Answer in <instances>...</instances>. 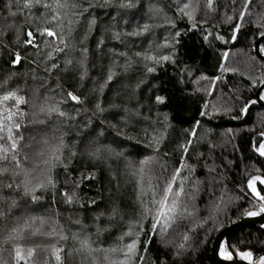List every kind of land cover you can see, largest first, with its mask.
I'll use <instances>...</instances> for the list:
<instances>
[{
    "label": "snow or ice",
    "instance_id": "obj_1",
    "mask_svg": "<svg viewBox=\"0 0 264 264\" xmlns=\"http://www.w3.org/2000/svg\"><path fill=\"white\" fill-rule=\"evenodd\" d=\"M197 32L211 72L181 57ZM169 65L183 117L161 111ZM262 89L264 0H0V264H149L153 242L151 264H202L214 234L264 214V179L244 180L264 171V117L236 176L222 126ZM215 243L224 264H264Z\"/></svg>",
    "mask_w": 264,
    "mask_h": 264
},
{
    "label": "trees",
    "instance_id": "obj_2",
    "mask_svg": "<svg viewBox=\"0 0 264 264\" xmlns=\"http://www.w3.org/2000/svg\"><path fill=\"white\" fill-rule=\"evenodd\" d=\"M181 26L183 27L184 25H181ZM224 34L228 35L227 29L224 30ZM184 41H185L184 46L181 49L182 59L189 64H199L202 68L208 69L209 72H211L210 66L213 60V55L211 51L206 50V48L200 47L199 33L197 32L194 34H190L188 37L184 38ZM239 47H240L239 44L236 45V48H232V45L230 44L222 45L221 50L231 49L232 51H236V49ZM253 54H255L254 49H253ZM174 71H178V70L173 69L171 65L167 67V71H165L164 69H161L159 72V79L157 81H154V83L160 84V86L163 89H165V91L162 94L168 96L167 103L169 106L168 107L161 106V111L171 112L175 116L183 117L186 115V113L183 112V108L187 106L188 101L184 100L183 102H181L178 99V93H176L174 89L175 77L172 75ZM235 79L240 80L241 78L236 77ZM232 82L233 80L230 78L229 84H231ZM242 83L247 85L246 80L242 81ZM247 98L249 100H256L255 93H248ZM261 117H264V107L258 105V103L256 102L254 105L250 106V111L248 115L245 117L244 121L228 120L227 118H224V120L222 121L223 127H233L234 129L240 132V136L237 138L235 143L239 146L241 151L232 153L230 156V158L235 159L237 161V167L234 172L230 173V176H236L237 173L242 171L245 163H249V164L251 163L250 161L246 159H244L243 163H241L242 156L246 157L250 149L251 136L247 133L246 129L256 127ZM245 141H248V143L246 144ZM168 147H171V146L169 145ZM253 175L264 176V171L256 172L250 169L249 175L244 177L245 183L247 179H249ZM61 182H62V178H61ZM103 182H104V177L100 178V183L85 181L84 192L89 193V195L93 194L95 190L98 187H100V184ZM229 183L231 184V180L229 181ZM48 205H50V198L46 206ZM61 211H63V208H61ZM90 216H91V213H89V217ZM232 218L236 219V216L233 215ZM85 222L90 223L91 220L87 219ZM114 235L115 233H113V236ZM215 235L216 234L213 235L212 240L208 244V251L204 254L202 258V264H217L212 259V256L210 253L211 245H212ZM111 238L112 237H106V239H111ZM231 238L235 240L236 244L240 245L239 248L241 250H248L249 248H252L256 252V254H264L258 251V245L256 244L257 240L264 241V227H259V228L246 227V228H243L241 230L234 232ZM240 240H246V241L250 240L252 241V243L251 244H239ZM156 248H157V243L153 242L150 245L151 251L148 254L149 264H151V261L153 259L158 261L159 259L162 258V256L156 251Z\"/></svg>",
    "mask_w": 264,
    "mask_h": 264
},
{
    "label": "water",
    "instance_id": "obj_3",
    "mask_svg": "<svg viewBox=\"0 0 264 264\" xmlns=\"http://www.w3.org/2000/svg\"><path fill=\"white\" fill-rule=\"evenodd\" d=\"M254 52H255V49H254ZM255 54H257V53L255 52ZM263 90L264 89H262L261 91H263ZM255 99H256L258 105L264 107V101L259 100V98H258V96L256 94H255ZM253 176H260L261 179H264V176H261V175H253ZM258 184L261 185L264 188V184H261L260 181L258 180L256 182V185H255L257 187V189H258ZM263 224H264V214H262L260 216H256V217H246L243 220L238 221V224L231 225L230 227L226 228L224 230L225 235L223 237H220L218 234H216V236H215V238L213 240L212 246H211V256H212L213 260L217 264H224V262H222L220 260L219 256L217 254H215L214 251H213L217 247L216 243H215V241L217 239H224V238L228 239V236L231 233H233V232H236V231L241 230V229L246 228V227L261 226ZM234 264H247V263L244 262V261H241L239 259H235Z\"/></svg>",
    "mask_w": 264,
    "mask_h": 264
},
{
    "label": "flooded vegetation",
    "instance_id": "obj_4",
    "mask_svg": "<svg viewBox=\"0 0 264 264\" xmlns=\"http://www.w3.org/2000/svg\"><path fill=\"white\" fill-rule=\"evenodd\" d=\"M260 187H261V188H263L261 185H259V184H258V190H259V189H261ZM255 227H256V228H259V227H264V224H263V225H261V226H255ZM233 233H234V232H233ZM233 233H231V234L228 236V239H230V240H231V242L233 243V245H234V246H237V247H239L240 245H238V244H236V243H235V240H234V239H235V237H234V239H233V238H231V236L233 235ZM215 236H216V235H215ZM239 237H240V236H239ZM214 238H215V237H214ZM224 239H225V238H224ZM213 240H214V239H213ZM212 243H213V242H212ZM239 244H240V243H239ZM211 246H212V245H211ZM210 253H211V250H210ZM257 255H259V254H257ZM212 259H213V258H212ZM236 259H239V258L237 257ZM244 262H246V261H244ZM246 263H247V262H246Z\"/></svg>",
    "mask_w": 264,
    "mask_h": 264
}]
</instances>
